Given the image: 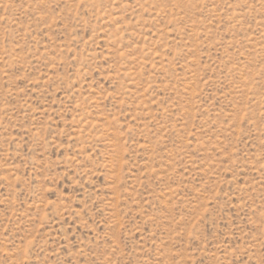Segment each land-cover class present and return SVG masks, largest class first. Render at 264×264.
<instances>
[{"label":"rangeland","instance_id":"rangeland-1","mask_svg":"<svg viewBox=\"0 0 264 264\" xmlns=\"http://www.w3.org/2000/svg\"><path fill=\"white\" fill-rule=\"evenodd\" d=\"M0 264H264V0H0Z\"/></svg>","mask_w":264,"mask_h":264}]
</instances>
